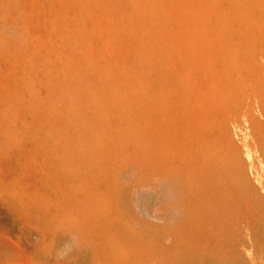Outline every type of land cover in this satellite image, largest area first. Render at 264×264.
Segmentation results:
<instances>
[{
    "label": "rangeland",
    "instance_id": "1",
    "mask_svg": "<svg viewBox=\"0 0 264 264\" xmlns=\"http://www.w3.org/2000/svg\"><path fill=\"white\" fill-rule=\"evenodd\" d=\"M0 264H264V0H0Z\"/></svg>",
    "mask_w": 264,
    "mask_h": 264
}]
</instances>
